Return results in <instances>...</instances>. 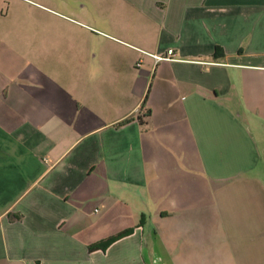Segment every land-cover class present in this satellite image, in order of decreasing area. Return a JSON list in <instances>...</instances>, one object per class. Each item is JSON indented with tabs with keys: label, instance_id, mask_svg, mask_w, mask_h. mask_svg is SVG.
<instances>
[{
	"label": "crops",
	"instance_id": "crops-1",
	"mask_svg": "<svg viewBox=\"0 0 264 264\" xmlns=\"http://www.w3.org/2000/svg\"><path fill=\"white\" fill-rule=\"evenodd\" d=\"M46 1L0 6V264H264V0Z\"/></svg>",
	"mask_w": 264,
	"mask_h": 264
},
{
	"label": "rangeland",
	"instance_id": "rangeland-1",
	"mask_svg": "<svg viewBox=\"0 0 264 264\" xmlns=\"http://www.w3.org/2000/svg\"><path fill=\"white\" fill-rule=\"evenodd\" d=\"M31 1H37L51 8H56V9L58 8L57 6H55V4H50L46 0H0V6H5V8L6 7L11 8L13 11V9L15 8L19 9L21 7L25 8L27 5H33ZM49 20H54V19L40 12L26 11V10L24 12L23 10H21L20 16L11 14L7 19V21L10 23L28 22V21H49Z\"/></svg>",
	"mask_w": 264,
	"mask_h": 264
},
{
	"label": "trees",
	"instance_id": "trees-1",
	"mask_svg": "<svg viewBox=\"0 0 264 264\" xmlns=\"http://www.w3.org/2000/svg\"><path fill=\"white\" fill-rule=\"evenodd\" d=\"M221 50H220V48L219 47H215L214 48V56L215 57H219V56H221ZM143 104H144V101L142 102V106H143ZM149 116V110L148 109H145L144 110V112H143V117L144 118H147ZM136 119H137V121H139V123H142V121H141V119H140V117H136ZM125 122H127V119L126 120H124V121H122L120 124H123V123H125ZM125 234H127V232H122V233H120V234H118V235H116V236H114V237H111V238H109V239H107L106 241H104V242H102V243H99V244H96V245H94V246H92L90 249L92 250V249H104L110 242H112L113 240H115V239H117V238H120L121 236H124Z\"/></svg>",
	"mask_w": 264,
	"mask_h": 264
},
{
	"label": "built area",
	"instance_id": "built-area-1",
	"mask_svg": "<svg viewBox=\"0 0 264 264\" xmlns=\"http://www.w3.org/2000/svg\"><path fill=\"white\" fill-rule=\"evenodd\" d=\"M140 53L149 56L154 61H172V60H174V58H173L174 55H173L172 50H167L163 56L152 55L149 53H145L143 51H140ZM139 65H140V61H137L134 66L139 67Z\"/></svg>",
	"mask_w": 264,
	"mask_h": 264
}]
</instances>
